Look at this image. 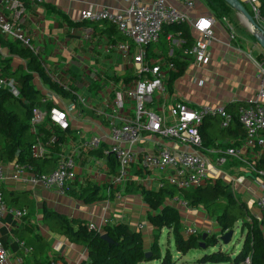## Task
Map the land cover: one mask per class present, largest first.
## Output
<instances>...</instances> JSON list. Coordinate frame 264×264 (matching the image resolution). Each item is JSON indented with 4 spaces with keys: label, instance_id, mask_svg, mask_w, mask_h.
<instances>
[{
    "label": "crops",
    "instance_id": "1",
    "mask_svg": "<svg viewBox=\"0 0 264 264\" xmlns=\"http://www.w3.org/2000/svg\"><path fill=\"white\" fill-rule=\"evenodd\" d=\"M24 1L26 12L19 25L29 37L46 72L64 81L70 91L86 96L91 106L77 105V119L71 122V127L67 131H60L57 128L50 130L47 126H42L39 127L38 136L36 135L37 139L43 142L51 137L56 138V141L49 145L46 156L43 157L56 158L54 169L61 153L75 154L77 177L69 184L66 195H59L54 190L33 187L13 180L12 164L14 162H3L7 180L2 189L8 193H14L13 199L6 201L7 205L11 209L29 211V215L22 221L8 215L0 222V241L11 254L9 264H19L21 256H23V264H40L37 260H41L43 264L50 263L52 260L59 264H81L88 259L87 250L83 246L70 243L65 237L53 233L45 225L43 221L45 208L63 214L69 219L84 221L88 226L95 225L101 231L107 224H125L134 231H138V225H145V229L141 231L144 248L150 251L156 228L148 221V215L153 211L144 202L141 191L142 189L158 191L162 187L166 173L160 170H143L139 165V159L145 153L159 152L161 147L174 151H186L190 148L175 140H164L157 135L145 133L142 141L134 148L138 155V162L133 166L130 178L124 184L117 186L113 184V179L118 174V170L112 173L108 157L98 151L91 152L83 145L91 136H107L110 122L98 112L103 110L107 100L112 101L115 98L121 84L126 85L130 82L132 72L125 58L115 48L117 44L126 42L122 34L107 22L82 21L81 12L93 8L123 9L128 7L127 0ZM204 2L206 3L205 0ZM196 4L197 13L212 14L207 10V4L204 6L201 1H196ZM235 13L226 17L238 36V40L234 43L238 51L226 48L229 32L224 25L217 27V40L210 48L211 64L208 66L194 64L192 59L184 57L182 50L176 47L177 62L185 63L186 70L172 83H170V75L166 83L165 95L157 94L153 97L151 103L153 110L164 111L168 116L169 108L177 102H185L194 108L226 106L236 102H249L250 98L256 95L258 83L253 62L254 60L264 61V50L256 42L237 12ZM156 49L159 47L156 46ZM6 58L12 59L13 69L25 65L22 59L12 55L0 42V60ZM177 72L178 68L172 73ZM35 84L42 93V100L46 98L47 91H52L38 78ZM66 93L67 97L57 95L65 104H68L75 98L71 92L66 91ZM86 111L97 114L101 118H93ZM130 112V116H134V111L130 109ZM217 119L208 118L205 124L203 123L206 127L205 131L213 140L204 150V155L210 163L209 182L220 179L232 185L237 197L248 205L251 212V217H247L246 221L252 223V219L255 218L260 222L261 215L255 202L260 195V187L264 180L248 174L246 167L237 161L228 162L224 169L215 166V160L219 155L216 150L227 146L243 149L245 138L243 135L236 138H219L216 129ZM231 180L233 182H230ZM89 186L99 187L101 195L105 194V199L93 203H86L79 199L77 195ZM170 200H167L166 205L179 210ZM204 210L203 208L179 210L183 234L189 227H196L203 234L220 233L216 219L212 220ZM17 232L18 234L24 232L27 237L24 241L29 242L27 245L33 249L30 255H24L21 251ZM35 250L38 254L37 259ZM41 252L45 255H40Z\"/></svg>",
    "mask_w": 264,
    "mask_h": 264
},
{
    "label": "built area",
    "instance_id": "2",
    "mask_svg": "<svg viewBox=\"0 0 264 264\" xmlns=\"http://www.w3.org/2000/svg\"><path fill=\"white\" fill-rule=\"evenodd\" d=\"M42 2V0H34ZM251 8L252 16L264 31V15L261 11V0H240ZM128 7L112 10L110 8H93L81 12L84 22H107L113 25L125 38L126 42L117 44V52L125 58L134 78L128 84L120 85L112 101L107 100L103 110L98 113L105 116L110 122L107 136H91L83 143L91 152L102 151L104 156H113L118 163V174L113 179L114 185L124 184L131 176L133 166L138 162V155L134 148L142 141L145 133L159 136L161 139H171L187 146L190 150L174 151L161 147L157 153H145L139 159L143 170H160L166 173L165 179L180 190H191L205 186L209 182V160L204 155L203 138L200 128L209 117L220 119V128L228 129L232 120L231 114L225 106H203L194 108L185 102H177L168 110L156 111L150 107L153 97L166 93L167 85L172 72L177 70L175 64V48L182 50V55L192 59L194 64H211L210 48L217 40V27L227 26L229 32L225 46L229 50H237L234 43L238 40L233 27L227 17L218 20L213 14L197 13L195 0H127ZM26 12L24 0H0V34L38 54L33 48L27 34L20 28V21ZM171 25H188L191 28L195 42L189 49H184V40L180 34H167L169 50L167 53L159 49H151L161 42L164 28ZM256 68L258 91L250 98L251 105L240 108L239 122L245 132L244 148L227 146L216 150L219 154L215 166L219 169L227 167L228 162L237 161L246 167L248 174L264 180V171L257 167L259 155L264 150V61L253 62ZM127 66V67H128ZM48 76L61 88L72 93L75 99L65 104L55 92L47 91L43 104L53 103L52 107L35 108L30 122V131L38 136L39 127L47 126L50 130L57 128L67 131L77 115V105L89 107L86 96L70 91L66 83L52 76ZM0 89H9L15 96L19 95L16 83L3 76L0 70ZM48 96V98H47ZM49 102V103H48ZM130 109L134 116H130ZM110 110V113H109ZM56 141L51 137L43 142L37 139L32 147V157L40 159L46 156L49 145ZM12 179L30 184L33 187H42L54 190L59 195H66L69 184L76 177L75 154L61 153L54 170L48 174L36 171L31 164H12ZM7 180L5 164L0 162V222L8 215L22 221L29 215L27 209H11L5 201L2 186ZM230 182H233L231 180ZM170 202L181 211L191 210L189 203L177 196ZM260 211V222L264 234V182L260 187V195L255 202ZM90 229L101 231L95 225ZM145 225H138L142 231ZM200 234L196 227H189L186 237ZM207 236L211 233L207 232ZM24 255L33 251L25 241H18ZM11 254L0 241V264H9ZM23 264V256L19 258ZM50 264H59L52 260ZM241 264H251L247 259Z\"/></svg>",
    "mask_w": 264,
    "mask_h": 264
},
{
    "label": "trees",
    "instance_id": "3",
    "mask_svg": "<svg viewBox=\"0 0 264 264\" xmlns=\"http://www.w3.org/2000/svg\"><path fill=\"white\" fill-rule=\"evenodd\" d=\"M205 1L218 20L230 15V11H233L223 0ZM261 7L264 15V0H261ZM250 14L252 13L250 12ZM169 33L180 34L184 40V49H189L194 45L195 39L188 25L166 26L163 34L165 42L159 43L160 46L162 44L165 53L169 50L166 41V35ZM0 42L9 49L12 55L25 62V65L13 69L12 59L0 60V70L3 76L13 80L19 91V95L15 96L9 89H0V162L29 163L38 172L48 174L54 169L56 158L54 156L42 159L32 157V147L37 142L36 135L30 131L33 110L45 106L42 103V93L35 84L36 78L48 89L62 97H67L68 94L48 76L38 54L24 48L19 42H8L1 34ZM174 62L178 65H176L178 72L171 74L170 83L183 75L187 67L185 63L177 62V59ZM133 79L131 77L130 81ZM249 105H251L250 102H236L225 106L226 111L231 114L232 120L228 129H220L217 132L219 138L245 136L239 122L238 112L240 108ZM45 107L49 109L52 104L49 103ZM86 112L93 118H101L90 111ZM213 118L217 119V117ZM205 130V125H202L200 131L204 148L213 142L210 134ZM108 160L112 173H115L118 170L116 159L110 155ZM257 167L264 171V150L259 155ZM141 194L144 202L153 211L149 213L148 221L156 228L150 251L144 248L142 232L134 231L125 224H107L102 231H97L90 229L84 221L69 219L48 208L44 209L43 221L53 233L61 235L70 243L83 246L87 250L88 259L81 264H150L155 261H159L160 264H189L188 261L181 260V258L176 259L170 249H167L165 253L162 252L160 234L164 229L168 231L169 237L172 236L176 251L180 256H186L192 250L201 249L204 251V255L193 261L192 264H241L247 259L251 260V264H264V234L261 224L255 218L252 219V223L246 221L247 217H251V212L248 205L237 197L232 185L218 179L197 189L180 190L165 179L158 191L142 189ZM3 195L6 197L5 201L14 197V193L11 192L3 191ZM77 196L86 203L101 201L106 197L105 194L101 195V189L97 186H89ZM177 196H182L189 203L191 209L203 208L212 214L220 227V233L209 235L204 240L203 233L186 237L182 231L179 210L166 205L167 200ZM219 208L220 212L216 214ZM239 220H242L244 241L239 253L232 255L230 252L223 251L222 246L224 245L221 243L220 235L232 231ZM104 235L111 239V243L103 240ZM17 236L21 241L27 240L24 232H19V234L17 232ZM202 242L204 247L200 246ZM218 247H220L219 250L207 252L209 249ZM148 253L150 256L147 255ZM40 255H45V253L41 252ZM37 257L38 254L35 250V258L37 259ZM37 261L43 264L41 260Z\"/></svg>",
    "mask_w": 264,
    "mask_h": 264
},
{
    "label": "rangeland",
    "instance_id": "4",
    "mask_svg": "<svg viewBox=\"0 0 264 264\" xmlns=\"http://www.w3.org/2000/svg\"><path fill=\"white\" fill-rule=\"evenodd\" d=\"M196 1H201V3L204 5L206 4L204 2V0H196ZM205 6V5H204ZM246 8L249 12H251V8L248 4H246ZM207 10L213 14V11L208 7L207 5ZM236 11H230V15H234ZM238 18V17H236ZM239 21V18H238ZM232 22V21H231ZM246 30V29H245ZM165 42V38L163 37L161 40V43L163 44ZM158 45L160 50H164L163 46ZM156 48V47H155ZM150 107L153 108V104L150 105ZM217 132L221 129L220 128V119H217ZM205 211V210H204ZM220 212V208L216 211V214ZM206 215H208L212 220L216 219L212 214L208 213L207 211H205ZM198 229V228H197ZM198 231H200V229H198ZM233 231L235 232L232 241L230 242L229 245L227 246H222L223 251L225 252H230L232 255H236L239 253V251L242 249L243 246V241H244V233L242 234V220H239V222L236 224L235 228L233 229ZM218 234V233H217ZM221 236V235H220ZM160 246L162 249V252L165 253L167 249H170L173 254L175 255L176 259H180L184 260V261H188L189 264H192L193 261L197 260L199 257L204 255V251H202L201 249H197V250H192L190 251L186 256H178L177 251H176V247L174 244V240L172 237H169L168 231L165 230L160 234ZM220 247L215 248V249H209L207 252H212L214 250H219ZM150 264H160L159 261H155L152 262Z\"/></svg>",
    "mask_w": 264,
    "mask_h": 264
},
{
    "label": "water",
    "instance_id": "5",
    "mask_svg": "<svg viewBox=\"0 0 264 264\" xmlns=\"http://www.w3.org/2000/svg\"><path fill=\"white\" fill-rule=\"evenodd\" d=\"M228 6H230L234 11L237 12L242 22L249 28L251 31L254 39L256 42L260 45V47L264 50V31L262 28L258 25L255 18L250 14V12L247 10L244 3H242L240 0H223ZM235 232L232 230L230 232L225 233L224 235L220 236L221 243L225 246L229 245L232 241V238L234 236ZM207 237V234L205 233L203 235V240ZM103 240L111 243V239L107 236H103ZM201 247H204V243L200 245ZM150 256V253L147 254Z\"/></svg>",
    "mask_w": 264,
    "mask_h": 264
}]
</instances>
